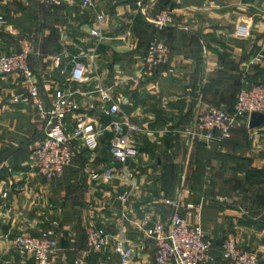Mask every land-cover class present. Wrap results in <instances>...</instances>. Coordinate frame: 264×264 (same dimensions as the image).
<instances>
[{
  "label": "crops",
  "instance_id": "0c3cea01",
  "mask_svg": "<svg viewBox=\"0 0 264 264\" xmlns=\"http://www.w3.org/2000/svg\"><path fill=\"white\" fill-rule=\"evenodd\" d=\"M7 24L0 31V58L30 40V65L48 109L58 91L70 96L76 115L109 128L108 108L142 127L132 136L139 157L127 167L114 161V134L74 141L76 158L61 177L45 180L33 167L31 145L44 137L42 110L14 104L29 92L19 73L0 75V264H36L15 247L18 235L52 231L59 242L53 264H73L88 251V232L103 229L112 242L134 250L135 264H153L156 245L142 228L178 211L200 225L213 242L205 264H227L229 235L264 264V125L242 120L227 139L193 141L185 135L198 114L230 109L240 92L264 82V0H0ZM170 23L160 27L159 16ZM104 16L103 36L92 35ZM168 47L167 64L149 68L151 47ZM260 57H263L259 61ZM88 81L71 78L73 62ZM107 96V99L105 98ZM76 116L68 119L72 134ZM220 135V132H218ZM111 171L112 179L102 177ZM129 191L124 202L120 196ZM92 264H118L112 247L88 256Z\"/></svg>",
  "mask_w": 264,
  "mask_h": 264
},
{
  "label": "built area",
  "instance_id": "2783aa9c",
  "mask_svg": "<svg viewBox=\"0 0 264 264\" xmlns=\"http://www.w3.org/2000/svg\"><path fill=\"white\" fill-rule=\"evenodd\" d=\"M145 3H155L157 0H141ZM65 0H47L53 7H62ZM92 5V0H83V7ZM104 16H97L92 35L99 40L103 36ZM160 27L170 23L166 14L159 16ZM7 20L0 14V31L6 26ZM33 54V45L30 40H24L19 52L5 55L0 58V75L19 73L29 83V92L25 96H16L14 104H33L41 108L40 89L35 81L34 70L30 65ZM170 53L167 46L156 43L148 52L145 63L149 68H156L167 64ZM71 78L78 84L88 81V70L79 60L73 62ZM107 99V96H105ZM42 110L44 121V137L31 145L33 167L38 177L51 180L61 177L66 167L76 158L77 148L74 141L97 139L103 137L108 129L115 138L111 145V155L114 161L124 168L135 162L139 157V150L132 141V136L142 132V127L130 117L122 114L117 104L111 105L107 114L111 117L109 128L94 124L84 116L76 115L78 107L70 96L62 91L55 95L51 106ZM254 113L264 114V82L244 88L238 95L237 102L231 111L212 108L204 114H198L193 123L186 128L185 135L190 142H214L216 139H227L232 130L242 121L249 120ZM76 116L75 129L69 134L66 123L69 118ZM220 132V135L218 134ZM102 177L105 182L112 179L111 171L102 175L96 174L94 179ZM131 194L125 191L120 198L127 202ZM175 208L169 222L159 219L158 223L150 224V217L145 216L142 228L148 238L156 245V258L153 264H205L213 248L212 240L203 231L200 225L189 226L187 216L193 205L187 206V216L178 211V202L169 201ZM88 251L74 261L73 264H92L88 256L91 253H100L112 247L118 264H135L134 250L122 241L112 242V237L103 229H91L88 232ZM14 244L22 257L33 258L36 264H53L59 248V242L52 231L41 232L37 235L22 234L16 236ZM223 259L227 264H261L258 253L241 248L233 235H229L223 246Z\"/></svg>",
  "mask_w": 264,
  "mask_h": 264
},
{
  "label": "water",
  "instance_id": "95a60500",
  "mask_svg": "<svg viewBox=\"0 0 264 264\" xmlns=\"http://www.w3.org/2000/svg\"><path fill=\"white\" fill-rule=\"evenodd\" d=\"M263 125H264V114L254 113L251 115L249 122V126L251 129L259 128Z\"/></svg>",
  "mask_w": 264,
  "mask_h": 264
},
{
  "label": "rangeland",
  "instance_id": "374dc122",
  "mask_svg": "<svg viewBox=\"0 0 264 264\" xmlns=\"http://www.w3.org/2000/svg\"><path fill=\"white\" fill-rule=\"evenodd\" d=\"M262 58H263V57H260L259 61H261V60H262ZM235 238H236V237H235ZM248 251H249V250H248ZM251 252H252V251H251ZM254 253H256V252H254ZM259 256H260V255H259ZM260 259H261V257H260Z\"/></svg>",
  "mask_w": 264,
  "mask_h": 264
},
{
  "label": "trees",
  "instance_id": "16d2710c",
  "mask_svg": "<svg viewBox=\"0 0 264 264\" xmlns=\"http://www.w3.org/2000/svg\"><path fill=\"white\" fill-rule=\"evenodd\" d=\"M31 59V58H30ZM234 107V106H233ZM228 111H231L232 110V108H230V109H227Z\"/></svg>",
  "mask_w": 264,
  "mask_h": 264
}]
</instances>
